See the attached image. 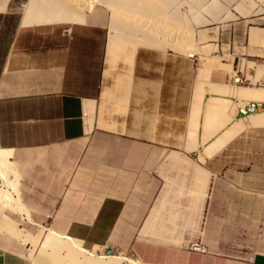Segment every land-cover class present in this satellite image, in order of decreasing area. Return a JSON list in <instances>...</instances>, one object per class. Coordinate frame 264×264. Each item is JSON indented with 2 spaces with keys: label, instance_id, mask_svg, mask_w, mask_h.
I'll list each match as a JSON object with an SVG mask.
<instances>
[{
  "label": "crops",
  "instance_id": "crops-1",
  "mask_svg": "<svg viewBox=\"0 0 264 264\" xmlns=\"http://www.w3.org/2000/svg\"><path fill=\"white\" fill-rule=\"evenodd\" d=\"M92 9L30 25L22 14L10 24L11 0L0 9V148L28 215L140 264H264V170L204 166L244 130L246 153L264 160V118L239 121L252 100L264 114V16L243 19L241 40L214 43L246 51L218 53L226 71L212 65L199 78L183 59L156 78L141 66L131 103L96 115L108 31L86 20ZM211 143L220 146L195 160Z\"/></svg>",
  "mask_w": 264,
  "mask_h": 264
},
{
  "label": "rangeland",
  "instance_id": "rangeland-1",
  "mask_svg": "<svg viewBox=\"0 0 264 264\" xmlns=\"http://www.w3.org/2000/svg\"><path fill=\"white\" fill-rule=\"evenodd\" d=\"M27 1L28 0H11V11L13 12L12 18L10 19L11 25L14 24L18 16H21ZM203 1V4H207L212 0ZM177 2L179 5L178 10L183 16L181 17L182 19L184 18V28H187L190 33L188 34L185 30L186 34L189 35L191 39L190 48L187 47L188 49L186 50L179 46L177 47L180 49L168 44L164 46V48L156 45H154L155 47H152V45L148 46L145 42L133 44L128 41L125 42V40L121 41V38L118 37L111 38L108 33V54L106 53L104 85L102 94L97 101L96 115L99 114L100 110L103 112V115L106 113L109 114V112L115 108H122L131 103L132 84L136 82L137 75L139 76V74H141V66L152 69L156 78L168 74L172 66L182 64L183 59L187 60L188 68H190L192 72H195L199 78L201 77L200 75L205 73L212 65H217L220 68L222 67L224 71H226L225 69L227 67L220 63V58L217 56L218 53H225L223 56H228L230 58L232 57V53L230 54V52L245 53L246 51L240 48L219 49L218 44L214 43L228 39L231 41L234 39L241 40V30L236 33V36H234V31L243 27L242 21L245 17L246 20L250 21L246 23V25H263L260 24L261 21L256 19V17L260 15L264 16V0H217L218 4L222 5V8H228V11L234 14V16L224 19L221 18L222 13L218 16L219 19L218 17L214 18L212 15L213 12L211 13L210 10H204L203 6L195 3V0H176V3ZM173 6L174 5L167 8L166 11L168 12V9H173ZM260 6H262L263 9H261L260 12L256 11V13H254L255 9ZM92 7V11L86 13V20L102 22L106 25L107 31H109V8L99 3H95ZM193 14L197 16L196 18H198V21ZM229 31H231V34L226 38L225 35H227L226 33ZM221 35H223V37ZM253 35H257V32L251 33L252 37L250 40L254 39ZM254 117L264 118V114H251L239 121L246 122V120H251ZM202 151L203 149L200 148L192 153L195 160L199 158ZM208 165L212 166V172H246L251 166L264 170V160H253L250 155L246 153V130L239 133L227 143L224 148L210 159L206 160L204 166ZM6 174L7 177L4 180L0 178V182H3L2 184L6 182L5 184L11 186L14 181L17 182L16 172H10L8 170ZM240 175L241 176L237 177L235 180H237V182H241L242 180L246 182V173H244V179L242 178V174ZM11 180L13 182H10ZM14 184L17 188V183ZM13 209L12 206L8 208V206L0 202V264H29L30 259L35 257L34 254L39 248L40 241L47 230V226L45 224H36L35 220L31 218L30 215L21 214ZM243 211V209L235 210L237 219H242ZM8 224L22 228L23 232H28L27 234L30 235L32 239H29L27 242L16 239L8 231L7 226H11ZM83 245L87 248H91L85 242H83ZM97 246L98 245H95L96 253L106 254L104 247ZM46 251L48 250H45V253H47ZM111 253H118L136 258L131 252L119 253L116 250H112ZM126 261L127 260H123L119 264H133Z\"/></svg>",
  "mask_w": 264,
  "mask_h": 264
},
{
  "label": "bare ground",
  "instance_id": "bare-ground-1",
  "mask_svg": "<svg viewBox=\"0 0 264 264\" xmlns=\"http://www.w3.org/2000/svg\"><path fill=\"white\" fill-rule=\"evenodd\" d=\"M6 1L3 0L1 2L0 9L4 8ZM195 1V3L203 6L204 10L213 12L214 18L220 16L221 13L222 19L234 16L232 12L228 11V8H222V5L218 4L217 0H212L207 4H203V0ZM95 3L103 4L110 10L108 33L111 38L118 37L121 38V41L125 40V42L128 41L133 44L145 42L148 46L152 45V47L156 45L164 48L168 44L175 46V48L179 46L184 50L190 48L191 39L185 30L188 34L190 33L187 28H184V18L182 19L183 16L178 10L179 5L176 0H28L24 5L20 22L22 25H30L80 21L84 12L90 10ZM172 5H174V8L168 9L167 12L166 9ZM261 9H263L262 6L257 7L254 13L256 11L260 12ZM194 17L196 18L197 16L194 15ZM254 32L252 30V33ZM237 126H239L240 130L246 129V123H241ZM238 128L237 130H239ZM219 146V143L214 145L211 143L200 153V158L203 159V153L212 154V151ZM8 156L9 151L0 148V178L3 180L7 177L6 172L9 170ZM10 182L13 181L11 180ZM2 183L1 181L0 202L8 206V208L12 206L21 214H28L24 205L20 202L21 200L14 184L17 182L14 181V185L10 184L11 186L5 184L6 182ZM11 226H7V229L16 239L23 242L32 239L27 234L28 232H23L22 228L16 227V225ZM95 249V246L91 248L85 247L83 240L79 238L57 233L47 227L40 241L39 248L34 254L35 257L30 259L29 264H119L123 260L133 264H140L135 258L118 253L98 254ZM45 250H48L46 251L47 253H45Z\"/></svg>",
  "mask_w": 264,
  "mask_h": 264
},
{
  "label": "built area",
  "instance_id": "built-area-1",
  "mask_svg": "<svg viewBox=\"0 0 264 264\" xmlns=\"http://www.w3.org/2000/svg\"><path fill=\"white\" fill-rule=\"evenodd\" d=\"M260 111V104L257 101H249L240 105V112L243 115L255 114ZM190 248L195 251L205 252L206 246L200 242L191 244Z\"/></svg>",
  "mask_w": 264,
  "mask_h": 264
},
{
  "label": "water",
  "instance_id": "water-1",
  "mask_svg": "<svg viewBox=\"0 0 264 264\" xmlns=\"http://www.w3.org/2000/svg\"><path fill=\"white\" fill-rule=\"evenodd\" d=\"M106 253H111L112 252V248H110V247H107V248H105V250H104Z\"/></svg>",
  "mask_w": 264,
  "mask_h": 264
}]
</instances>
